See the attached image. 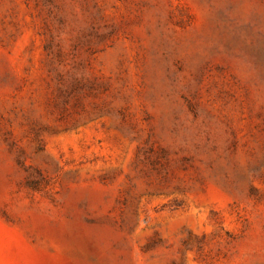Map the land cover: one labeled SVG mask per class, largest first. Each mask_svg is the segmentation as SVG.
<instances>
[{
  "label": "rangeland",
  "instance_id": "374dc122",
  "mask_svg": "<svg viewBox=\"0 0 264 264\" xmlns=\"http://www.w3.org/2000/svg\"><path fill=\"white\" fill-rule=\"evenodd\" d=\"M0 264H264V0H0Z\"/></svg>",
  "mask_w": 264,
  "mask_h": 264
}]
</instances>
